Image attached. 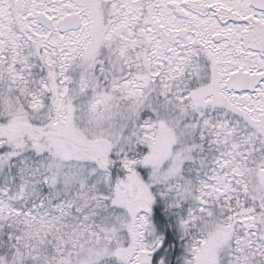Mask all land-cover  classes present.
Here are the masks:
<instances>
[{"label": "snow or ice", "instance_id": "obj_1", "mask_svg": "<svg viewBox=\"0 0 264 264\" xmlns=\"http://www.w3.org/2000/svg\"><path fill=\"white\" fill-rule=\"evenodd\" d=\"M0 264H264V0H0Z\"/></svg>", "mask_w": 264, "mask_h": 264}]
</instances>
